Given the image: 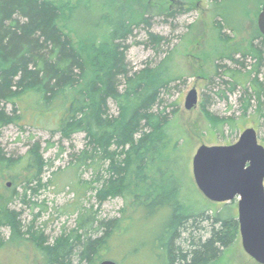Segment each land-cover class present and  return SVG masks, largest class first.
Returning <instances> with one entry per match:
<instances>
[{
    "label": "trees",
    "instance_id": "obj_1",
    "mask_svg": "<svg viewBox=\"0 0 264 264\" xmlns=\"http://www.w3.org/2000/svg\"><path fill=\"white\" fill-rule=\"evenodd\" d=\"M176 12L169 9L164 15L173 17ZM216 24L220 41L227 44L223 23ZM142 25H151L150 16L127 13L109 0L76 4L71 0H0V132L13 124L53 128V136L67 140L84 133L85 148L72 154L70 166L54 171L52 177L72 171L78 178L70 182L72 189L81 198L91 191L99 208L111 199L124 201L121 216L111 219H101L100 209L93 211L77 202L72 211L78 213L76 228L50 242L35 223L24 225L11 204L20 196L19 187L23 188L22 201L30 203L28 193L37 195V189L46 186L44 176L54 162L45 159L39 142L18 158L0 151V185L7 181V193H0V225L9 228L13 238L29 242L43 264L112 260L115 239L158 217L155 228L147 232L149 238L122 244L129 247L132 243L133 253L141 245L149 247L151 255L158 249L162 254L154 256L160 264H212L239 231L229 207L222 206L215 217L196 215L184 199L177 177L179 142L167 130L166 108L155 110L174 80L170 69L163 62L134 72L126 59V42ZM149 37L157 46L165 41L152 33ZM254 38L264 42L260 32ZM254 38L247 46L238 45L236 51L253 56L259 66L264 53L255 47ZM252 83L260 96L261 85L257 80ZM110 102L118 109L116 115L111 113ZM9 105L12 113L7 111ZM249 107L246 100L244 110ZM207 116L215 128L234 123ZM83 168L93 169L96 177L83 180L79 173Z\"/></svg>",
    "mask_w": 264,
    "mask_h": 264
},
{
    "label": "rangeland",
    "instance_id": "obj_2",
    "mask_svg": "<svg viewBox=\"0 0 264 264\" xmlns=\"http://www.w3.org/2000/svg\"><path fill=\"white\" fill-rule=\"evenodd\" d=\"M71 1L76 4L79 0ZM109 1L113 2L115 8L127 13L150 16L151 25L135 28L126 42V59L129 68L134 72L148 65L156 67L163 62H167L170 69V77L174 80L170 90L161 95L163 102L155 110L166 108L170 116L167 130L178 139L180 153L176 161L179 165L177 177L189 209L196 215L215 217L222 206H227L238 220V200L228 204L213 203L200 192L194 180L193 158L202 145L235 144L242 132L249 128L257 131L259 143L264 146V54L263 60L257 66L259 62L256 58L251 55L244 57L236 51L238 45L247 46L260 32L258 17L264 0H199L196 3L188 0ZM169 9L177 11L173 17L164 15ZM220 21L225 27L222 34L229 39L227 44L218 37L216 23ZM149 33L161 36L165 41L157 46L151 42ZM253 40L255 47L264 53L262 39ZM229 55H232V59L228 58ZM233 72L239 74L233 77ZM252 80H257L261 85L260 96L253 88L256 86ZM123 87L121 85V89ZM192 89L198 91V104L194 109L187 110L185 98ZM246 100L250 102L247 111L244 110ZM109 105L111 113L116 115V105L113 102ZM7 111L12 113L11 105L7 107ZM207 113L234 123L231 125L228 122L215 128ZM52 129L29 126L20 128L12 124L0 132V151L6 156H24L34 143L39 142L45 159L54 162V167L47 170L44 176L46 186L38 188L37 195L28 193L27 199L30 203L22 201L23 188L19 187L20 196L11 204L12 209L20 212L24 225L35 223L37 228L44 229L50 242L62 232L76 228L78 213L74 214L72 211L77 202L78 206L93 211L100 209L101 219L120 217L124 208L122 198L108 200L99 208L91 191L82 198L79 197L72 189L71 184L78 181L72 171H69L72 177L69 172L56 179L52 177V173L59 168L67 169L72 161L71 155L80 153L86 146L84 133L67 140L62 139L59 134L53 136ZM49 142L52 144L49 146L51 148L48 147ZM79 173L85 181L96 177L93 169L83 168ZM51 179L53 184H49ZM6 184L7 181L1 183L0 193H7ZM159 219L158 217L143 222L133 230L128 229L120 240L115 239L110 256L112 260L118 264H160L154 256L162 254L158 249L152 256L149 247L141 245L138 253H133L130 251L132 243L129 246L131 248L123 245L125 242L129 244V239L135 241L149 238L147 232L155 228ZM206 225L209 226L207 223ZM161 226L164 224L160 223ZM142 233L145 234L142 236ZM0 264H43V260L29 242L13 238L11 230L0 225ZM212 264L258 263L244 251L238 231L233 243L223 249L221 256Z\"/></svg>",
    "mask_w": 264,
    "mask_h": 264
},
{
    "label": "water",
    "instance_id": "obj_3",
    "mask_svg": "<svg viewBox=\"0 0 264 264\" xmlns=\"http://www.w3.org/2000/svg\"><path fill=\"white\" fill-rule=\"evenodd\" d=\"M258 29L264 36V4ZM197 104L198 91L192 89L185 98V108L192 110ZM193 175L209 201L228 204L238 200L243 249L258 264H264V146L259 143L257 131L244 130L232 145H202L193 158ZM99 264L118 263L106 259Z\"/></svg>",
    "mask_w": 264,
    "mask_h": 264
}]
</instances>
